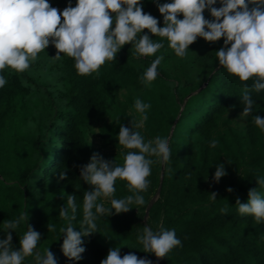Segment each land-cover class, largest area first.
Listing matches in <instances>:
<instances>
[{
	"label": "trees",
	"instance_id": "16d2710c",
	"mask_svg": "<svg viewBox=\"0 0 264 264\" xmlns=\"http://www.w3.org/2000/svg\"><path fill=\"white\" fill-rule=\"evenodd\" d=\"M48 3L64 10L75 7L76 0ZM164 3L171 0H140L144 13L156 18L160 27L164 22L158 5ZM220 6L217 0L212 7ZM203 16L213 19L207 8ZM140 35L162 41L164 47L152 56H138L134 45L126 44L114 60L82 76L72 58L61 53L60 60L54 59L56 49L50 42L24 72L8 67L0 72L7 81L0 88V240L5 236L4 222L28 212L27 224L11 233L13 248L18 250L19 239L30 226L40 233L34 253L43 255L48 248L56 264H101L114 248L121 258L131 253L151 264H264V221L239 214L237 204V200L246 203L248 192L255 187L264 198V188L256 184L257 177H264V130L254 123L255 115L264 118V90L253 92V112L244 116L241 92L253 80L242 82L219 65L216 51L224 47L223 37L216 42L198 37L178 57L166 38L154 37L146 29ZM198 49L202 51L197 67L200 78L194 82V62L189 55ZM158 56L163 57L158 75L146 83L143 75ZM174 59L176 74L167 69V62ZM137 99L150 105L141 127H136L143 115L135 109ZM176 118L168 140L169 161L146 157L153 164L149 186L139 193L145 203L130 205L126 213L98 216L96 231L81 236L84 251L80 259L66 258L60 229L67 222L59 212L67 207V196L75 195L73 227L80 231L83 195L92 190L80 177L81 168L94 153L113 161V166L123 165L130 150L118 142L121 125L138 131L147 143L157 136L167 140ZM13 123L17 132L6 136ZM99 123L101 143L94 148L87 132ZM213 140L216 147L210 146ZM218 165L224 166L225 175L215 181ZM160 181V193L150 203ZM114 187L111 198L101 197L97 202L110 207V199L134 195L124 180L117 179ZM48 225H55V231H48ZM146 226L154 232L174 229L182 246L159 260L145 253L138 237ZM23 264H35L34 255Z\"/></svg>",
	"mask_w": 264,
	"mask_h": 264
},
{
	"label": "clouds",
	"instance_id": "9594fccd",
	"mask_svg": "<svg viewBox=\"0 0 264 264\" xmlns=\"http://www.w3.org/2000/svg\"><path fill=\"white\" fill-rule=\"evenodd\" d=\"M219 2L221 6L218 9L212 7L217 0H171V3L158 5L164 22L160 27L156 18L144 13L140 0H76L75 7L69 5L62 12L52 7L48 0H0V72L6 67L24 72L50 42L56 49L54 59L60 60L63 53L75 61L78 74L86 76L96 72L106 61L114 60L126 44H133L138 56H152L163 48L162 41L140 35L145 29L154 37L166 38L168 47L178 57H183L198 37L206 42H216L223 37L224 47L216 51L219 65L242 82L253 80L251 86L245 84L241 92L242 115L248 116L255 104L253 92L264 90V0ZM206 8L213 18L211 21L203 16ZM178 16L183 18L178 19ZM162 59L158 56L151 62L143 75L144 82L151 83L156 79ZM6 83L5 77L0 75V88ZM134 106L137 112L143 114L136 125L141 127L148 119L145 113L150 105L137 99ZM254 123L264 130V118L255 115ZM118 142L130 150L124 156L122 166H113V161H105L94 153L87 165L81 168L80 177L92 190L83 195L80 231H75L73 227L77 213L76 196L68 195L67 207L60 209L59 216L67 222V226L60 229L64 235L61 250L69 260L80 259L84 251L80 246L81 236L96 231L98 216L112 212L126 213L131 209L130 205L145 203L139 193L149 186L147 178L153 164V160L146 157H159L165 163L169 161L168 142L159 136L146 143L138 131L121 125ZM216 144L217 141L213 140L210 146L216 147ZM224 175V166L218 165L214 180L218 181ZM61 179H64L63 175ZM117 179L126 181L134 195L123 199L112 198L110 207L98 203L101 197L107 199L113 196ZM256 184L264 188V177H257ZM211 198L215 200L216 194L212 193ZM237 204L239 214L250 215L257 222L264 221V198L256 187L248 192L246 203L237 200ZM28 219V212H24L4 222L6 231L0 240V264H23L26 257L33 255L35 264H56L54 254L48 248L43 255L34 253L40 233L30 226L19 239L18 250L13 248L11 233L22 223L26 225ZM47 229L55 231V225H48ZM138 239L144 252L153 254L158 260L173 248L182 246L174 229L161 228L154 232L146 226ZM101 264H151V261L131 253L121 258L119 249L114 248Z\"/></svg>",
	"mask_w": 264,
	"mask_h": 264
},
{
	"label": "rangeland",
	"instance_id": "374dc122",
	"mask_svg": "<svg viewBox=\"0 0 264 264\" xmlns=\"http://www.w3.org/2000/svg\"><path fill=\"white\" fill-rule=\"evenodd\" d=\"M59 11H63L62 9H59ZM201 50L198 49L197 51H194L192 53H190L189 56H191L189 59H191L194 64L192 66V73H193V78L192 80L194 82H196L197 80H199L200 76L198 74V71H197V67L201 64L200 62V55H199V52ZM202 52V51H201ZM167 69H169L171 71V73L173 74H176L178 73L177 72V65H176V59L174 60H170L167 62ZM31 103V101H30ZM31 106V105H30ZM25 110L23 111V114H25ZM106 122H109V118L106 119ZM102 123H99V124H93L92 126H90L88 132H87V139H88V142L89 144L91 145V147H94V148H98L101 141H100V138L98 137V127L101 125ZM11 127V128H10ZM9 128L7 127L6 131H5V135H12V134H15L17 132L15 126H14V123L11 124ZM16 131V132H15ZM19 134V133H18ZM38 252V251H37Z\"/></svg>",
	"mask_w": 264,
	"mask_h": 264
},
{
	"label": "water",
	"instance_id": "95a60500",
	"mask_svg": "<svg viewBox=\"0 0 264 264\" xmlns=\"http://www.w3.org/2000/svg\"><path fill=\"white\" fill-rule=\"evenodd\" d=\"M181 109H182V107H181ZM181 109H180V111H181ZM177 118H178V116H177ZM177 118L175 119V121H174V123H173V125H172V127H171V129H170L169 136H168V138H167V142H168L169 137H170V135H171V133H172V130H173V127H174V125H175V123H176ZM162 173H163V170H162V168H161V179H162ZM160 189H161V181H160V184H159V186H158V188H157V190H156V193H155V195L153 196V198L151 199L150 203H152V202L158 197V195H159V193H160ZM147 215H148V212L146 211V212H145V215H144V220H146Z\"/></svg>",
	"mask_w": 264,
	"mask_h": 264
}]
</instances>
